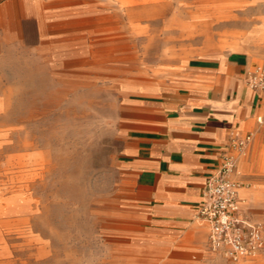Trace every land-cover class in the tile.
I'll use <instances>...</instances> for the list:
<instances>
[{
	"label": "rangeland",
	"instance_id": "374dc122",
	"mask_svg": "<svg viewBox=\"0 0 264 264\" xmlns=\"http://www.w3.org/2000/svg\"><path fill=\"white\" fill-rule=\"evenodd\" d=\"M65 2V42L35 46L26 21L0 46V264H264V250L234 262L207 248L159 245L120 210L114 167L124 100L169 79L184 57L162 48L237 47L264 63L256 1ZM259 115L247 147L234 153L244 206L264 228V197L243 191L264 192V101Z\"/></svg>",
	"mask_w": 264,
	"mask_h": 264
},
{
	"label": "crops",
	"instance_id": "0c3cea01",
	"mask_svg": "<svg viewBox=\"0 0 264 264\" xmlns=\"http://www.w3.org/2000/svg\"><path fill=\"white\" fill-rule=\"evenodd\" d=\"M65 1L0 0V46L9 32L19 37L26 21L33 25L35 46L43 40L65 42L71 10ZM255 1L264 18V0ZM256 32L264 39V27ZM236 48L211 51L185 43L171 51L162 48L163 54L184 56L169 71L170 78L144 85L137 96L124 100L126 127L114 166L120 185L116 200L159 245L207 248L221 255L210 249V224L198 216L203 187L224 156L237 150L235 134L244 136L258 127L260 115L256 121L255 115L264 101L261 91L244 82L246 71L257 63ZM243 191L253 200L264 197L261 189Z\"/></svg>",
	"mask_w": 264,
	"mask_h": 264
},
{
	"label": "built area",
	"instance_id": "2783aa9c",
	"mask_svg": "<svg viewBox=\"0 0 264 264\" xmlns=\"http://www.w3.org/2000/svg\"><path fill=\"white\" fill-rule=\"evenodd\" d=\"M246 84L253 90L264 92V64L246 71ZM258 121H263L262 116ZM252 133L234 136L232 145L243 151ZM238 157L229 152L220 169L206 179L204 201L199 218L210 224L208 237L212 251L234 262L245 261L264 250V228L251 220L241 195L242 182L236 178Z\"/></svg>",
	"mask_w": 264,
	"mask_h": 264
}]
</instances>
